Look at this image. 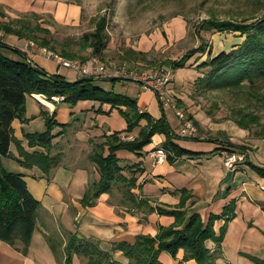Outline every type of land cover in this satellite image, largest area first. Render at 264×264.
Masks as SVG:
<instances>
[{"label":"trees","instance_id":"1","mask_svg":"<svg viewBox=\"0 0 264 264\" xmlns=\"http://www.w3.org/2000/svg\"><path fill=\"white\" fill-rule=\"evenodd\" d=\"M30 15L32 17H28ZM24 16V19L20 17L12 21L0 20V30L20 38H31L40 45H50L51 39L48 38L51 34L50 29L40 24H31V18L37 19L39 15L31 12L25 13ZM106 27L107 19L104 16L97 18L94 29L83 33L79 38L80 46L91 48L93 54L102 58L108 45ZM196 30L233 33L242 39L232 44L230 49H223L214 55L211 48L201 43L185 52L180 58L174 59L171 65L173 69L185 67L196 54H206V58L197 65L198 69L205 70L203 75L196 78V82L203 89L237 90L245 84L252 87L261 81L264 82V10L260 16L251 19L234 20L215 17L204 19ZM132 52L135 51H126L128 55L133 54ZM62 54L67 57L74 56L72 52L65 50H62ZM96 78L98 77L82 76L69 81L57 72L48 73L38 65L32 64L26 52L11 47L0 39V239L23 254L27 253L33 232L38 225L41 203L28 190L23 174L7 170L3 159H14L26 168L37 167L49 176L61 161L60 153L51 154L52 140L56 135L52 130L60 126L61 133L68 127V123H60L55 119L54 112L49 113L42 109L40 115L45 121L46 129L42 132L23 134L27 146L35 148L28 151L22 145V140L15 137L12 121L16 118L22 122L27 120L26 97L32 93H40L47 97L62 95V102L70 105L76 104L79 100H95L101 104H109L112 108H117L126 120V127L123 130L90 139L92 149L89 159L95 164L98 177L88 182L86 191L80 199L84 206L95 205L103 193H108L112 197L118 196L119 204L131 208H140L148 204L147 200L139 199L133 192L138 186L137 174L142 170L140 163L121 165L120 158L116 154L118 150L141 155L144 147L152 142L153 136L162 134L165 139L161 147L167 152L166 159L169 162L179 157H195L205 153L180 146L173 139L184 137L172 131L165 116L154 119L149 113L139 111L134 98L106 90L95 83ZM237 115L239 116L237 124L244 129L259 121L258 115L252 111L238 109ZM188 118L193 120L195 125H199L191 115ZM124 135H132L133 139H123ZM218 143L223 147L211 152L220 148H224L228 153H243L246 150L243 144L229 141ZM11 144L16 146L17 156L11 152ZM245 162L257 174L264 177V166L255 165L247 159ZM177 192L181 195L176 207H156L159 214L173 216L174 222L168 226L160 225L155 235L137 234L134 242H113L111 250L104 251L97 242L68 232L64 246V262H70L72 256L78 254L87 258L85 264H124L115 260L112 255L114 251H121L127 259L126 264H165L160 260L162 252L176 258L178 252L182 250L184 255L178 264H183L189 259H193L196 264H216V260L222 255L221 243L227 224L236 215L235 200L226 204L220 213H210L204 221L197 212L187 216L185 205L191 196L189 191L183 188ZM262 208L264 210V205ZM149 210L154 211V207H149ZM219 219H223L224 223L216 233L214 222ZM44 235L55 253V247L49 236L45 233ZM207 240L214 241L213 250L207 247ZM247 256L256 264H264V260L258 257Z\"/></svg>","mask_w":264,"mask_h":264},{"label":"crops","instance_id":"2","mask_svg":"<svg viewBox=\"0 0 264 264\" xmlns=\"http://www.w3.org/2000/svg\"><path fill=\"white\" fill-rule=\"evenodd\" d=\"M0 4L11 16L14 13L51 12L54 20L62 24H78L82 19V11L86 8L84 0H0ZM2 19L0 17V20ZM25 40L26 38L13 34H5L3 38L8 45L21 50ZM236 42H231V45ZM221 50L223 48H219V51ZM117 53L122 54L123 51L119 48ZM8 54L14 56L12 53ZM26 56L32 64L39 65L37 59L40 55L36 52L28 51ZM115 79L119 78L111 80ZM124 81L133 84V91L126 95L136 100L139 111L149 113L154 119L165 116L172 131L180 136L177 118L170 119L167 116L164 107L152 90L145 89L134 81ZM62 104L67 103L48 101L46 104H41L29 95L26 97L25 118L27 120L22 122L16 118L12 121L15 137L22 140V145L28 151L35 148L27 146L23 134L42 132L44 129V119L40 115L42 109L49 113L54 112L58 122L68 123L69 126L61 133L60 126H56L53 131L57 133L52 140L51 154L60 153L61 161L49 176L37 167L26 168L14 159H3L4 166L8 160L14 162L10 165V169L6 166L5 168L23 174L28 190L40 201L41 206L38 211V225L33 232L27 253L23 254L0 239V264H85L87 258L78 254H74L70 262H64V246L68 232L97 242L100 249L104 251H110L113 242H134L137 234L155 235L160 225L168 226L174 222L173 216L159 214L156 207H176L181 195L177 190L183 188L191 194L185 205L187 216L197 212L204 221L210 213H220L231 200L236 202V215L227 224L221 243L222 255L216 260V264H256L245 254L264 260V210L262 208L264 177L257 174L245 162L247 159L255 165L264 166V155L258 153L264 138L249 140L245 144L247 146L245 160L237 164L234 169H228L224 165L227 150L220 148L211 152L223 146L216 141L204 138L196 141L190 138L173 139L186 149L205 152L204 154L195 157H179L173 162L166 159L162 163H155L151 151L161 147L165 139L164 135L155 134L152 142L144 147L141 155L125 150L116 152L121 165L140 163L142 170L137 174L138 186L133 189V192L139 199L147 200L148 204L140 208H131L119 204L118 196L112 197L108 193H103L95 205L84 206L80 199L86 191L88 182L98 177L96 166L89 159L92 149L90 139L123 130L126 127V120L117 108L95 100H79L69 107L68 117L61 120L59 117ZM228 139L231 143L244 144L233 141L234 138L231 136ZM10 150L14 155H18L14 144H11ZM149 207H154V211H150ZM223 223V219L214 222L216 233L219 232ZM44 233L53 243L55 253ZM206 245L211 250L215 248L212 240H207ZM112 255L115 260L127 263L121 251H114ZM183 255L182 250L178 252L176 258L162 252L160 260L165 264H178ZM183 264H196V262L189 259Z\"/></svg>","mask_w":264,"mask_h":264},{"label":"rangeland","instance_id":"3","mask_svg":"<svg viewBox=\"0 0 264 264\" xmlns=\"http://www.w3.org/2000/svg\"><path fill=\"white\" fill-rule=\"evenodd\" d=\"M84 1L86 8L82 11V19L78 24L57 23L51 12L38 14L37 19L31 18L32 25L40 24L50 29L51 34L48 38L51 42L47 46H54L53 49L60 53L62 50L72 52L74 54L72 58L86 57L92 49L82 48L79 38L83 33L92 31L97 18L104 16L107 19L108 45L101 59L104 62L126 63L140 69L170 68L171 85L166 87V96L173 99L174 106L183 111L187 117L191 115L198 121L199 125H196L198 132L195 138H204L223 144L227 143L231 136L234 138L233 141L243 142V145L249 140L264 138L263 81L252 87L245 84L237 90H209L203 89L196 82V78L205 72L204 69H198L197 65L206 58V54L194 55L185 67L173 69L171 66L174 59L180 58L185 52L201 43L211 48L212 54L217 53L219 48L230 49L231 42L240 41L236 38L237 34L211 30L198 31L196 27L204 19L211 17L240 20L260 16L264 10V0ZM24 14L14 13L11 16L0 4L2 21H12L20 17L24 19ZM119 48L123 51L122 54L117 53ZM126 51L135 52L128 55ZM37 62L38 66L49 73L59 72L69 81L82 77L72 70L59 68L52 59L47 57L40 55ZM95 83L122 94L133 91V84L122 79L96 78ZM71 106L61 105L59 117L61 120L68 117ZM164 109L170 119L177 118L171 106H164ZM238 109L257 114L258 123L250 124L248 129L239 127ZM55 128L52 130L53 134L57 133L53 132ZM45 129L44 121L42 131ZM258 153L264 155V143ZM13 163L11 160L6 161V168L10 169ZM247 255L250 254H245L246 257Z\"/></svg>","mask_w":264,"mask_h":264},{"label":"built area","instance_id":"4","mask_svg":"<svg viewBox=\"0 0 264 264\" xmlns=\"http://www.w3.org/2000/svg\"><path fill=\"white\" fill-rule=\"evenodd\" d=\"M5 37V33L0 31V39ZM24 52L33 51L38 55L52 59L59 68H66L73 72L87 77L98 78H119L123 80L134 81L145 89L152 90L162 106H171L175 110V115L179 122V134L184 138H195L197 136V127L194 122L189 119L183 111L174 106L173 99H170L166 93V87L171 82V70L168 67H158L153 69H140L136 66H130L126 63L104 62L99 56L92 52L84 58H72L57 52L55 49L47 45H40L33 39H26L22 47ZM35 99L41 104L48 101L59 102L63 100L62 95H53L47 97L40 93H32ZM123 139H133L132 135H124ZM155 158V163H162L167 158V152L158 147L151 151ZM246 158L243 153H226L224 165L228 169H234L238 162L244 161Z\"/></svg>","mask_w":264,"mask_h":264}]
</instances>
